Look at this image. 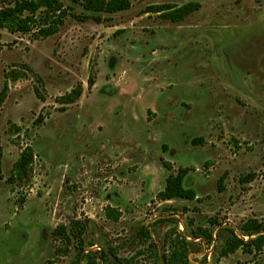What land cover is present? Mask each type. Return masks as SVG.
Segmentation results:
<instances>
[{"label":"rangeland","instance_id":"obj_1","mask_svg":"<svg viewBox=\"0 0 264 264\" xmlns=\"http://www.w3.org/2000/svg\"><path fill=\"white\" fill-rule=\"evenodd\" d=\"M130 1L100 23L75 6L82 19L48 38L0 29V264H86L53 237L73 221L87 224L85 253L99 264H159L150 243L163 252L172 229L192 264H264V250L221 257L231 231L264 224V0ZM188 3L199 8L181 22L150 10ZM79 85L81 98L61 104ZM180 168L197 198L159 201ZM211 221V245L191 238Z\"/></svg>","mask_w":264,"mask_h":264},{"label":"trees","instance_id":"obj_2","mask_svg":"<svg viewBox=\"0 0 264 264\" xmlns=\"http://www.w3.org/2000/svg\"><path fill=\"white\" fill-rule=\"evenodd\" d=\"M75 6L82 8L84 13L88 14L83 15L86 19H94L100 23L102 22V14L114 15L129 11L132 8V3L130 0H66V2L62 0H6L0 10V29H5L11 34H28L36 31L35 34L38 38H48L60 31V27L65 24L69 16H77L73 13ZM198 8L199 5L188 3L178 9L167 5L154 7L150 10L161 13L162 18L166 20L181 22ZM77 18L81 17L77 16ZM18 78L19 76H15L14 80ZM7 90L6 85L0 93V107L6 99ZM82 93V86L79 85L60 98L61 104L65 106L74 104L81 98ZM33 159L32 148L24 149L20 159L14 165L17 178L28 177ZM164 166L168 170H172L170 163L164 162ZM188 174L189 169L187 168H180L177 174H171L166 180L164 190L158 193L157 199L163 202L174 199L194 201L197 198L196 191L185 186ZM105 215L107 219L113 222H119L122 217L121 211L111 206L106 207ZM217 227V223L211 221L208 227H197L192 231L191 238L203 241L209 246L214 242L213 232ZM86 230L87 224L85 222L73 221L70 227L65 225L57 227L53 231V237L59 238L66 249L70 245H74L79 251V260L82 263L86 260V264H99L98 260H102L101 255L96 253L86 256ZM241 232L242 236H239L235 231H231L232 235L226 240L221 257L235 254L239 249L245 254L258 255L262 253L264 250V224L257 219H250L242 225ZM141 236L146 244L153 238L148 228L142 230ZM150 246H154L155 251L157 250L159 264H192L189 239L181 231L172 229L166 233L162 246L165 249L163 252H160L161 248L156 246L154 242H151ZM62 252L61 249H57L55 255ZM114 258L120 264L132 263L129 260L118 259L115 254Z\"/></svg>","mask_w":264,"mask_h":264}]
</instances>
